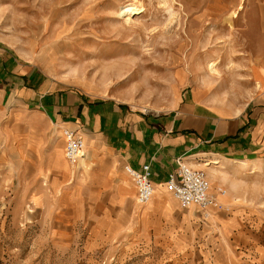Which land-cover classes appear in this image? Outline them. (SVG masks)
<instances>
[{"label": "rangeland", "instance_id": "obj_1", "mask_svg": "<svg viewBox=\"0 0 264 264\" xmlns=\"http://www.w3.org/2000/svg\"><path fill=\"white\" fill-rule=\"evenodd\" d=\"M238 3L0 0V41L53 82L136 110L167 112L198 91L207 105L239 112L254 95L252 60L260 48L245 42L247 27L252 38L257 33L249 24L264 0H248L251 8L232 20ZM127 5L136 12H126ZM33 108L13 94L0 104V264H214L222 249L241 264L254 239L221 225L210 229L216 219L210 223L197 210L193 216L174 200L157 214L135 203V186L133 196L117 198L110 185L82 189L71 170L69 177L44 170L46 124L39 152L15 141L31 135L26 120ZM221 170L223 164L212 176ZM218 187L228 193L222 183L211 192ZM244 188L235 197L264 209V181L252 175Z\"/></svg>", "mask_w": 264, "mask_h": 264}, {"label": "crops", "instance_id": "obj_2", "mask_svg": "<svg viewBox=\"0 0 264 264\" xmlns=\"http://www.w3.org/2000/svg\"><path fill=\"white\" fill-rule=\"evenodd\" d=\"M247 1L244 10L251 8ZM254 24L249 25L257 33L252 38L250 26L247 27L245 44L260 48L252 60L258 72L255 76L252 71L254 95L239 112L207 105L198 91L189 92L187 97L183 94L177 106L167 112L136 110L127 103L93 97L53 82L35 64L23 62L1 41L0 104L13 94L25 106L33 105L26 120L31 135L23 133L15 137L19 148L36 152L43 149L39 146L42 142L40 131H43L40 125L46 124L51 132L46 137L45 154L41 155L44 170H61L59 173L65 177L70 174L66 170H71L76 179L83 180L84 190H101L110 185L116 190L117 198L133 196L134 184L129 182L128 179L133 183L124 167L128 165L140 170L148 164L154 195L147 205L139 206L157 214L168 212L172 200L179 204L167 185V176L177 169L179 158L190 165L189 161H195L198 155L205 156L200 162L196 161L198 163L218 157L229 171L221 170L210 179L205 172L210 193L223 206L212 216L216 225L209 227L221 225L225 231L238 230L245 237L254 239V244L244 249L240 263L264 264V209L246 204L248 200H239L233 194L244 190L247 178L252 175L264 181V10ZM256 81L260 88H256ZM62 128L74 130L84 140L83 156L75 166L64 157ZM238 163L244 165L236 168ZM215 183L226 185L228 193L220 195L217 188L211 192ZM124 192L127 193L125 196ZM187 211L194 216L195 209L187 208ZM213 262L235 264L225 249L216 253Z\"/></svg>", "mask_w": 264, "mask_h": 264}, {"label": "built area", "instance_id": "obj_3", "mask_svg": "<svg viewBox=\"0 0 264 264\" xmlns=\"http://www.w3.org/2000/svg\"><path fill=\"white\" fill-rule=\"evenodd\" d=\"M64 139V156L70 164H76L83 156L84 140L81 135L69 128H62ZM177 169L167 176V185L173 192V196L183 208L191 205L198 207V212L204 220L213 216L214 212L223 208L218 200L210 193V185L206 173L201 168L189 166L186 161L179 158ZM125 172L131 177L136 189L135 202L138 205H146L153 195L152 171L148 164H144L140 170L130 166L124 167ZM220 195L226 193L222 187L217 188Z\"/></svg>", "mask_w": 264, "mask_h": 264}, {"label": "bare ground", "instance_id": "obj_4", "mask_svg": "<svg viewBox=\"0 0 264 264\" xmlns=\"http://www.w3.org/2000/svg\"><path fill=\"white\" fill-rule=\"evenodd\" d=\"M245 4H246V0H239V3L238 5L233 8L230 12V15L229 17L232 19V20H235L239 17V14L243 11V9L245 8ZM128 6V5H127ZM130 7V8H129ZM129 12V13H133V12H136V9L135 8H131V6H128V9L126 10V12ZM129 18H127L126 20H128ZM213 64L211 63L210 64V67L212 68V70H214V67L212 66ZM216 71V70H215ZM260 83L256 82V87L259 86ZM65 157V156H64ZM68 162V161H67ZM69 163V162H68ZM70 164V163H69ZM77 164V163H76ZM76 164H70L71 166H75ZM222 163L220 162V160L218 159V157H214V158H211V159H208L206 161H203L202 163H197V162H192L190 163L189 166H192V167H196L198 165L202 166L204 169H206V172H207V175L210 179V177H212V172L213 171H216L219 166L221 165ZM244 163H238V165L236 166V168H239L241 166H243ZM235 172V171H234ZM237 172V171H236ZM153 195H154V189H153ZM152 195V197H153ZM174 197V196H173ZM175 198V197H174ZM152 199V198H151ZM151 201V200H150ZM149 201V202H150ZM148 202V203H149ZM147 203V204H148ZM146 204V205H147ZM189 208H193L195 210L198 211V207L196 205H191ZM213 222V217L211 216L210 218V223Z\"/></svg>", "mask_w": 264, "mask_h": 264}]
</instances>
